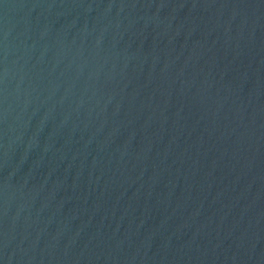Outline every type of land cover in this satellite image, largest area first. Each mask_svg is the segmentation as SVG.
I'll use <instances>...</instances> for the list:
<instances>
[{"label": "water", "instance_id": "water-1", "mask_svg": "<svg viewBox=\"0 0 264 264\" xmlns=\"http://www.w3.org/2000/svg\"><path fill=\"white\" fill-rule=\"evenodd\" d=\"M0 264H264V0H0Z\"/></svg>", "mask_w": 264, "mask_h": 264}]
</instances>
